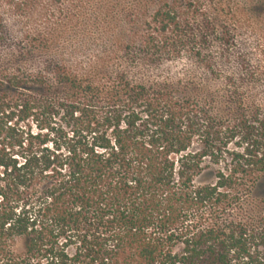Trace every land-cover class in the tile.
Segmentation results:
<instances>
[{
  "label": "trees",
  "instance_id": "trees-1",
  "mask_svg": "<svg viewBox=\"0 0 264 264\" xmlns=\"http://www.w3.org/2000/svg\"><path fill=\"white\" fill-rule=\"evenodd\" d=\"M218 5L176 0L123 30L70 31L86 47L33 31L0 53V264H264L251 204L264 103L223 69ZM182 55L220 87L149 76Z\"/></svg>",
  "mask_w": 264,
  "mask_h": 264
},
{
  "label": "rangeland",
  "instance_id": "rangeland-1",
  "mask_svg": "<svg viewBox=\"0 0 264 264\" xmlns=\"http://www.w3.org/2000/svg\"><path fill=\"white\" fill-rule=\"evenodd\" d=\"M176 0H33L32 6L24 10L13 9L6 2L0 5V53L23 47L29 39L27 33L40 31L46 35L68 33L62 38L52 39L51 47L77 45L88 46L92 41L82 37H71L73 29L92 31L94 28H110L114 31L126 28L129 15L151 13L164 3ZM216 23L228 39L227 50L221 56L224 71L239 80L250 100L264 103V0H218ZM42 34V35H43ZM37 36V35H36ZM37 36L35 45L43 44ZM96 44H105L106 39H94ZM20 65H28L22 64ZM27 67V66H26ZM196 83L202 81L210 88H219L220 81L208 77L200 65L182 55L181 58L151 66L148 74L176 83L187 75ZM225 73L222 74L224 76ZM137 79H142L137 76ZM205 176L199 182H208ZM251 204L255 211L264 212V188L259 183L252 193Z\"/></svg>",
  "mask_w": 264,
  "mask_h": 264
}]
</instances>
